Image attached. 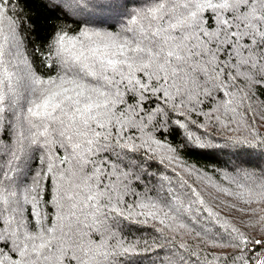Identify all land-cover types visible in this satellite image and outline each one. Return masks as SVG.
Here are the masks:
<instances>
[{
    "label": "snow or ice",
    "instance_id": "1",
    "mask_svg": "<svg viewBox=\"0 0 264 264\" xmlns=\"http://www.w3.org/2000/svg\"><path fill=\"white\" fill-rule=\"evenodd\" d=\"M0 264H264V0H0Z\"/></svg>",
    "mask_w": 264,
    "mask_h": 264
},
{
    "label": "trees",
    "instance_id": "2",
    "mask_svg": "<svg viewBox=\"0 0 264 264\" xmlns=\"http://www.w3.org/2000/svg\"><path fill=\"white\" fill-rule=\"evenodd\" d=\"M37 10L41 13L39 27H40V29H44L46 27L44 18L49 16L51 13L49 12L48 9H43V8L37 7ZM72 19L79 20V19H81V17L73 16ZM54 22H56V21L55 20L48 21V23H54ZM108 22L112 23L113 21L109 20ZM71 27H75V25H71ZM46 34L47 33L45 31L40 30L38 32V35H34L32 38L34 40H39V39H42ZM217 139H222V137L217 135ZM224 159H227V156H225ZM219 162H220V160L218 157H201V156H195V155H193L189 160L190 164L195 165V166H199L201 168L209 167L213 163H219ZM251 162L254 164H260L259 160H253Z\"/></svg>",
    "mask_w": 264,
    "mask_h": 264
}]
</instances>
